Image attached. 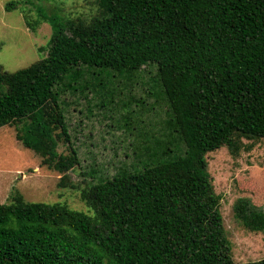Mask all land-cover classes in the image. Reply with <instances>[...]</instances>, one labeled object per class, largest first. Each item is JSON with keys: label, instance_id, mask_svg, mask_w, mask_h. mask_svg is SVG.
Listing matches in <instances>:
<instances>
[{"label": "trees", "instance_id": "16d2710c", "mask_svg": "<svg viewBox=\"0 0 264 264\" xmlns=\"http://www.w3.org/2000/svg\"><path fill=\"white\" fill-rule=\"evenodd\" d=\"M91 7L24 11L29 28L46 21L52 32L39 59L12 71L0 64V126L21 123L18 139L48 149L61 182L79 157L56 84L81 65L131 77L152 63L185 148L88 183L82 196L92 213L21 197L0 204V264H264L233 259L206 157L222 146L237 155L251 146L244 139H264V0ZM233 211L246 229L264 231V208L249 198H237Z\"/></svg>", "mask_w": 264, "mask_h": 264}, {"label": "rangeland", "instance_id": "374dc122", "mask_svg": "<svg viewBox=\"0 0 264 264\" xmlns=\"http://www.w3.org/2000/svg\"><path fill=\"white\" fill-rule=\"evenodd\" d=\"M11 1L18 2L17 8H6ZM38 6L62 14H87L92 0H0V64L9 71L47 52L50 23L41 22L32 30L24 19V11L35 16ZM102 71L81 65L54 87L79 157L77 168L61 182L62 175L50 169L48 149L29 147L18 139L21 123L0 126L1 205L12 206L21 197L24 203L92 213L82 196L88 183L110 177L123 166H140L142 161L184 150L170 123L171 110L155 64H144L131 77ZM244 142L250 148L237 155L226 146L206 154L232 256L238 262L264 257V231H250L234 217L233 204L239 197L264 208V139ZM63 149L59 145L57 155Z\"/></svg>", "mask_w": 264, "mask_h": 264}]
</instances>
